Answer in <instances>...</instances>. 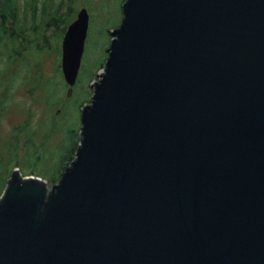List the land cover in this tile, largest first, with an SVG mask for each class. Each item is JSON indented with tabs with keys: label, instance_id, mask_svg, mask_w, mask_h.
Segmentation results:
<instances>
[{
	"label": "water",
	"instance_id": "1",
	"mask_svg": "<svg viewBox=\"0 0 264 264\" xmlns=\"http://www.w3.org/2000/svg\"><path fill=\"white\" fill-rule=\"evenodd\" d=\"M57 184L14 168L0 264H264V0H124ZM60 41L71 89L88 26Z\"/></svg>",
	"mask_w": 264,
	"mask_h": 264
},
{
	"label": "rangeland",
	"instance_id": "2",
	"mask_svg": "<svg viewBox=\"0 0 264 264\" xmlns=\"http://www.w3.org/2000/svg\"><path fill=\"white\" fill-rule=\"evenodd\" d=\"M123 1L85 0L84 7L79 3L72 21L84 8L88 12V26L77 78L71 89L60 71L62 36H59L58 29L43 33L50 40L49 47L44 49L37 45L30 55L31 61L26 55L27 67L17 59L5 62L2 56L0 180L2 177L9 179L10 173L17 168L21 177L32 175L45 180L48 189L57 184L55 178L58 171H62L59 162L62 165L71 155L74 135L80 131V108L90 104L91 84L99 80L101 69L98 67L106 61L110 31L120 25ZM5 186L0 190L3 191Z\"/></svg>",
	"mask_w": 264,
	"mask_h": 264
},
{
	"label": "trees",
	"instance_id": "3",
	"mask_svg": "<svg viewBox=\"0 0 264 264\" xmlns=\"http://www.w3.org/2000/svg\"><path fill=\"white\" fill-rule=\"evenodd\" d=\"M84 1L85 0H0V59L2 56L5 62H13L14 59H17L23 66L27 67L26 63L28 61L27 59L25 60L26 55H28V59H30V55L37 45H41L44 49L49 47L48 41L50 40L44 37L43 33L46 30L58 29V34L62 36L60 37L62 40L66 27H68L72 21L71 17L75 14L79 3L80 6H82L83 3H85ZM37 7H39V9ZM37 10L40 12L39 15H37ZM36 15L38 17H36ZM42 40L43 43L41 44ZM102 65H99L98 69H101ZM5 86L7 87V82ZM0 100L2 101V95ZM73 140L74 142L71 144L72 146L70 149V157L62 165L59 162L62 171L68 167L70 162L75 158L76 153L74 149L80 141L78 133H75ZM62 171H58V176L55 178L57 182L59 181V173L61 175ZM0 181H2L1 186H5L6 179L2 177ZM1 190L0 193L3 192ZM1 196L0 194V197Z\"/></svg>",
	"mask_w": 264,
	"mask_h": 264
}]
</instances>
